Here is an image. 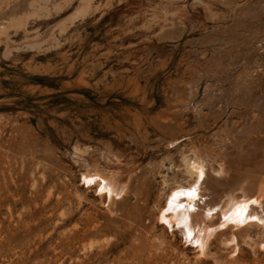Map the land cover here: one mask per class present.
<instances>
[{
    "label": "rangeland",
    "instance_id": "374dc122",
    "mask_svg": "<svg viewBox=\"0 0 264 264\" xmlns=\"http://www.w3.org/2000/svg\"><path fill=\"white\" fill-rule=\"evenodd\" d=\"M260 14L261 0H0V264H264L262 227L237 244L222 228L205 252L159 217L195 180L186 157L217 168L232 125L264 116Z\"/></svg>",
    "mask_w": 264,
    "mask_h": 264
},
{
    "label": "bare ground",
    "instance_id": "6f19581e",
    "mask_svg": "<svg viewBox=\"0 0 264 264\" xmlns=\"http://www.w3.org/2000/svg\"><path fill=\"white\" fill-rule=\"evenodd\" d=\"M260 15L261 22L264 23V0H261ZM261 105L262 110L264 101ZM256 116L251 120L249 119L251 116L249 118L247 116V123L241 129L232 125L229 130L232 135L230 139L238 147L232 155L219 157L217 168L202 151L195 152L193 157L185 158L187 171L195 177V180L189 186L182 185L175 188L167 200L166 207L159 215L160 219L170 227L174 222L186 240L191 245L197 246V250L209 251L213 239L222 228H233L230 241L235 244L238 243L236 231L254 225L264 230V116L257 118ZM201 124L204 125L202 122ZM112 181H107L108 186L105 184L109 192L110 188L115 189L120 185ZM218 210H221L220 216ZM217 218L219 220L215 222Z\"/></svg>",
    "mask_w": 264,
    "mask_h": 264
}]
</instances>
